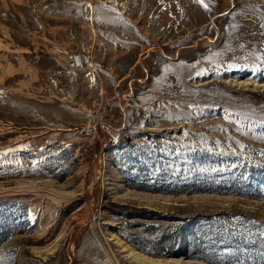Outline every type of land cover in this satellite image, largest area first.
<instances>
[{
    "label": "rangeland",
    "instance_id": "rangeland-1",
    "mask_svg": "<svg viewBox=\"0 0 264 264\" xmlns=\"http://www.w3.org/2000/svg\"><path fill=\"white\" fill-rule=\"evenodd\" d=\"M128 249L264 264V0H0V264Z\"/></svg>",
    "mask_w": 264,
    "mask_h": 264
},
{
    "label": "trees",
    "instance_id": "trees-1",
    "mask_svg": "<svg viewBox=\"0 0 264 264\" xmlns=\"http://www.w3.org/2000/svg\"><path fill=\"white\" fill-rule=\"evenodd\" d=\"M214 218L215 217L211 216L210 214H208V215L199 214V215H196V216H188V217L180 219L179 223L176 224L177 225L176 227L192 228V226H194V225H200L201 226L204 223V221H207L209 223L208 226H210V229L207 231V229H204V226L202 225L203 229L199 230V228H198V232L202 233L204 236H205V233H206V235L210 234L211 236H213V239H214L215 237H217V235L218 236L220 235L217 232L218 229L215 226L216 220ZM223 227L228 229V226H226V225H223ZM167 235H168L169 239L174 236V235L172 236L171 234H167Z\"/></svg>",
    "mask_w": 264,
    "mask_h": 264
},
{
    "label": "bare ground",
    "instance_id": "bare-ground-1",
    "mask_svg": "<svg viewBox=\"0 0 264 264\" xmlns=\"http://www.w3.org/2000/svg\"><path fill=\"white\" fill-rule=\"evenodd\" d=\"M126 251H127L128 255H131L138 262H146V263H149V264H168L167 262H163L162 263L161 261H158V260L156 261V260H153V259L146 258L143 255H140L139 253L134 252L133 250L131 251V250L128 249Z\"/></svg>",
    "mask_w": 264,
    "mask_h": 264
},
{
    "label": "built area",
    "instance_id": "built-area-1",
    "mask_svg": "<svg viewBox=\"0 0 264 264\" xmlns=\"http://www.w3.org/2000/svg\"><path fill=\"white\" fill-rule=\"evenodd\" d=\"M73 64H74V60H73V58H71V59L69 60V65H70V67H71Z\"/></svg>",
    "mask_w": 264,
    "mask_h": 264
},
{
    "label": "water",
    "instance_id": "water-1",
    "mask_svg": "<svg viewBox=\"0 0 264 264\" xmlns=\"http://www.w3.org/2000/svg\"><path fill=\"white\" fill-rule=\"evenodd\" d=\"M76 58V57H75Z\"/></svg>",
    "mask_w": 264,
    "mask_h": 264
}]
</instances>
